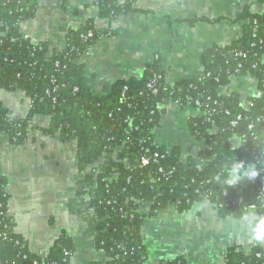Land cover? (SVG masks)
Here are the masks:
<instances>
[{
	"label": "trees",
	"instance_id": "obj_1",
	"mask_svg": "<svg viewBox=\"0 0 264 264\" xmlns=\"http://www.w3.org/2000/svg\"><path fill=\"white\" fill-rule=\"evenodd\" d=\"M38 3L39 0H0V90L22 91L32 102L24 119L15 118L0 103V133L7 134L14 144L24 145L33 119L44 116L51 120L46 134L59 135L65 143L75 142L80 172L106 158L82 182L90 206L101 220L94 246L108 261L86 264L148 261L142 234L147 217L137 212L139 201L150 205V218L170 206L180 214L186 213L207 196L223 218H240L249 212L250 206L256 207V217L264 215V13L244 11L242 18L247 24L242 36L229 47L208 49L201 58V77L171 86L159 64L154 63L147 67L142 78L116 81L110 95L99 99L85 84L81 61L104 33L90 21L82 29L68 32L62 52L50 53L47 44L33 43L21 30L24 22L35 17ZM133 3L134 0H126L124 4L100 0V18L112 20L129 12ZM89 33L91 38H87ZM245 76L257 81L260 96L251 97L242 105L236 95H219V90L227 87L233 77ZM151 84L153 89L148 87ZM168 101H174L182 109L196 108L199 104L197 108L205 115L192 119L190 130L209 149L201 152L196 162L192 158L184 161L181 150L173 148L159 165L141 169L142 149H151L147 157L156 151L152 146L153 132L160 125L164 112L161 106ZM208 108L215 113L208 115ZM239 117L238 127L233 128L231 124ZM235 137L245 139L247 150L234 148ZM116 150L121 151L115 154ZM165 150L161 147L158 152ZM234 162H242L245 169L254 166L258 177L250 179L246 186L217 182L215 177L226 178L225 169ZM161 167L166 174L172 171V175L159 174ZM4 188L5 182L0 181V263L72 264L76 249L65 234L46 257L29 250L7 216L8 197ZM159 264L186 262L178 258ZM226 264H264V251L256 248L243 253L231 248Z\"/></svg>",
	"mask_w": 264,
	"mask_h": 264
},
{
	"label": "crops",
	"instance_id": "obj_2",
	"mask_svg": "<svg viewBox=\"0 0 264 264\" xmlns=\"http://www.w3.org/2000/svg\"><path fill=\"white\" fill-rule=\"evenodd\" d=\"M99 4L100 0H39L35 17L21 25L33 43H45L50 53H60L68 32L94 21L104 34L81 63L85 84L99 99L110 95L116 81L142 78L154 63L171 86L201 77L203 54L213 47H229L242 36L247 24L244 11L264 13V0H134L129 12L107 20L100 18ZM258 91L253 78L233 77L219 95H236L246 105ZM0 103L18 119L26 118L30 110L29 98L19 90H0ZM162 109L155 141L179 148L184 161L197 162L199 154L209 149L190 130V121L200 117V111L182 109L174 101ZM50 123L48 117H35L24 145L0 133V181L5 182L8 216L16 234L39 257H46L65 234L76 249L72 264L105 263L106 256L94 246L100 220L81 179L78 147L75 142H62L59 135L46 134ZM232 144L237 147L239 138H233ZM249 181L245 176L238 183L246 186ZM257 223L252 213L223 218L210 201L198 202L182 214L170 206L144 223L149 255L145 264L178 258L186 264H226L231 248L243 253L264 251V242L253 239Z\"/></svg>",
	"mask_w": 264,
	"mask_h": 264
},
{
	"label": "built area",
	"instance_id": "obj_3",
	"mask_svg": "<svg viewBox=\"0 0 264 264\" xmlns=\"http://www.w3.org/2000/svg\"><path fill=\"white\" fill-rule=\"evenodd\" d=\"M92 37V34L91 33H89V35L87 36V38H91ZM25 38H27L26 36H25ZM28 39V38H27ZM150 89H153V85L151 84V85H149L148 86ZM127 92V89H125L124 90V93H126ZM154 94H156L157 93V90H154V92H153ZM260 92L258 91V95L257 96H260ZM29 102H30V108L32 107V102L29 100ZM197 105V107H199V104H196ZM193 108V109H196V110H198V111H200V117H202L203 115H205V113L203 112H201V110L199 109V108ZM161 108H162V106H161ZM206 113L208 114V115H212V114H214L215 112H214V110L213 109H211V108H208V111H206ZM227 114H229L228 112H227ZM200 117H198V118H200ZM241 118L239 117L238 119H237V121H235V122H233L232 124H231V126L233 127V128H237L238 127V121L240 120ZM263 120H264V118H263ZM129 122H130V120H129ZM252 125H250V126H248V129H249V131H251L252 130ZM153 135H154V132H153ZM235 138H239V137H235ZM239 140H240V144L237 146V147H235L234 146V148H242V149H245V150H247V147H246V141H245V139L244 138H239ZM143 143V141L141 142V144ZM153 148L156 150V151H154L153 153H152V156H150V157H147V154H149V153H151V149L150 148H143L142 149V151H144V154H143V156L141 157V161H140V166H139V168H145V167H148V166H150V165H154V166H157V165H159V163H160V161H163L164 159H166L167 157H169L170 155H171V151H172V149H169V148H167V147H164V148H166V150L163 152V153H160V152H158V150L161 148V147H163V146H160L159 144H157V142L155 141V137H154V141H153ZM119 151H121V150H116L115 151V154H118V152ZM116 156V155H115ZM105 160H106V158L104 157V158H101L100 160H98L93 166H91L90 168H88V170L86 171V172H81V179H82V181L86 178V176L87 175H90L91 173H95L96 172V170L105 162ZM249 167V166H248ZM247 167V168H248ZM198 168H201V165L199 164V166H198ZM130 169V168H129ZM256 169V168H255ZM244 171V170H243ZM242 172V171H241ZM158 173L159 174H161V175H163L164 177H168V176H170V175H172V171L171 172H169L168 174H166L165 173V170L161 167V168H159L158 169ZM204 201H209V199H208V196L204 199ZM138 208H137V212L139 213V214H141V215H145L147 218L149 217V215L151 214V212H152V210H151V207H150V205H148V204H145V203H142V201H139L138 202ZM255 211H256V207L255 206H250L249 207V212L248 213H252V214H254L255 213ZM255 215V214H254ZM7 216H8V214H7ZM101 221V220H100ZM100 224V223H99ZM97 234H96V236H98L99 235V233L98 232H96ZM95 236V237H96ZM108 261V260H107ZM106 261V262H107ZM71 263H72V260H71Z\"/></svg>",
	"mask_w": 264,
	"mask_h": 264
},
{
	"label": "clouds",
	"instance_id": "obj_4",
	"mask_svg": "<svg viewBox=\"0 0 264 264\" xmlns=\"http://www.w3.org/2000/svg\"><path fill=\"white\" fill-rule=\"evenodd\" d=\"M241 170H244L242 174ZM227 177L222 179L221 176H216L215 180L219 183L234 186L239 181H241L245 176L249 179H255L258 177L259 172L255 169L254 166L249 165L247 169L242 162H234L231 168H226ZM258 223L254 229H252L254 235L253 239L258 242H264V215H260L257 217Z\"/></svg>",
	"mask_w": 264,
	"mask_h": 264
},
{
	"label": "water",
	"instance_id": "obj_5",
	"mask_svg": "<svg viewBox=\"0 0 264 264\" xmlns=\"http://www.w3.org/2000/svg\"><path fill=\"white\" fill-rule=\"evenodd\" d=\"M79 189H80V191H82V186H80V188H79Z\"/></svg>",
	"mask_w": 264,
	"mask_h": 264
}]
</instances>
